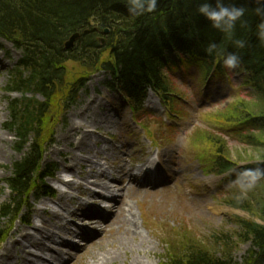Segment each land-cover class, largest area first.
Returning <instances> with one entry per match:
<instances>
[{"label": "trees", "instance_id": "obj_1", "mask_svg": "<svg viewBox=\"0 0 264 264\" xmlns=\"http://www.w3.org/2000/svg\"><path fill=\"white\" fill-rule=\"evenodd\" d=\"M225 2L248 10L243 17L246 26L238 22L234 33V39L247 41L244 49L234 47L199 14L203 0H157L153 11L140 15L129 13L127 0H0V39L22 51L8 91L22 98L9 103L6 125L15 134L20 157L4 180L10 198L0 205V221H18L32 196H55L48 179L58 167L44 162L54 142L53 131L46 127L52 121L49 112L61 109L60 117H65L96 72L110 77L108 84L122 93L134 117L146 113L144 102L152 90L167 116L174 118L181 114L176 100L180 92L168 84V70L175 59L198 63L207 75L223 73L229 78L217 53L236 52L242 59L239 69L247 74L242 82L247 89L214 110L208 118L214 128L196 131L192 142L202 145L195 146L202 151L198 159L210 173L230 177L239 165L224 135L232 133L261 153L251 170H264V43L256 35L260 18L252 0ZM77 32L81 35L75 46L65 49L66 41ZM212 42L219 47L209 55L206 48ZM227 202L250 218L236 217L234 233L215 232L202 240L181 233L175 242H165L168 249L159 264H264V176L253 185L232 190ZM9 233L10 229L0 227V246ZM240 244L249 248L237 260L234 253Z\"/></svg>", "mask_w": 264, "mask_h": 264}, {"label": "rangeland", "instance_id": "obj_2", "mask_svg": "<svg viewBox=\"0 0 264 264\" xmlns=\"http://www.w3.org/2000/svg\"><path fill=\"white\" fill-rule=\"evenodd\" d=\"M21 57V50L0 39V149L5 151L0 156V205L10 198V190L4 180L10 177L11 165L20 157L16 150L15 134L6 129V125L10 121L9 103L22 98L20 93L8 92L9 82ZM174 63L175 66L168 70V84L176 92H180L176 95V100L182 118L177 122L168 121L169 129L163 125L164 108L153 92H148L144 102L147 113H140L137 119H133L123 95L108 84L110 77L104 72H96L89 78L77 103L65 117H60L61 109L49 112L52 121L46 127L53 131L54 142L48 148L44 162L58 166L55 177L48 180L57 195L53 200L46 197L39 201L33 196L29 198L28 205L23 208L20 216L30 220L29 224H25L23 220L13 224L7 219L0 221L1 229L11 231L7 241L0 247V254L5 253L6 247L14 240L20 239L17 231L25 229L33 232L34 227L49 220L51 211H59L57 201L63 192L69 196L64 210L78 215L84 209L83 204L90 201L85 192L87 188L108 195L106 190L95 186V182L106 183L118 196L126 194L124 190L118 189L116 182L123 177V167L130 168L131 174L135 176L132 184H129V177L124 179L123 187L129 189L124 201L129 207L123 206V215L129 217L131 210L141 237L133 240L125 238L124 242V237H121L124 227L120 230L114 224L103 233L100 228L78 221L72 214L68 217L69 220L88 226L83 237L88 238L90 233L93 236L95 233V237L84 247L63 248L60 261L51 259L49 249L43 252L32 249L35 254L45 255L50 259L49 264H90L92 253L119 250L123 256L117 255L114 264H130L137 254L144 260V264H159L168 249L165 242H175L181 233L190 237L194 234L202 240L215 232L234 233L237 230L236 217L250 218L245 211L228 206L227 199L229 193L238 186L253 184L246 167L254 164L261 153L241 143L237 135L224 133L234 159L239 162L232 175L226 177L227 175H216L208 171L205 164L197 158L202 151H197L195 146L202 145L192 142L196 131L205 127L214 128L208 119L214 110L239 98L247 89L242 83L246 81L247 74L238 68L227 69L229 79L223 73L206 76L198 63L181 62L179 59H175ZM69 65L70 76H76L75 63L71 62ZM177 96L182 99L179 100ZM81 110L82 115H77ZM94 118L100 122L98 128L90 124ZM74 123L85 126L82 132L88 134L91 131L87 149L78 146L82 134L71 131ZM142 124L146 127L143 128ZM66 133H71L68 137L70 140H65ZM151 136H154V141L149 138ZM162 154L168 156L162 157ZM74 155L84 165H78V161L72 159ZM68 165L73 168L67 170ZM102 170H107L108 176L101 177ZM145 171L152 173L155 183H152L153 179L149 182V177L141 180ZM62 178L71 180V183L63 184ZM116 200L110 201L108 208H101L100 217L103 216V220ZM93 216L89 218H95ZM103 220H99V225ZM57 222L61 225L63 223L61 219ZM50 229L53 238L46 242V246L59 251L58 248L62 246L57 243L71 237L66 230L60 232L57 228ZM248 248V244H240L234 257L241 260ZM29 258L36 260L32 256Z\"/></svg>", "mask_w": 264, "mask_h": 264}, {"label": "bare ground", "instance_id": "obj_3", "mask_svg": "<svg viewBox=\"0 0 264 264\" xmlns=\"http://www.w3.org/2000/svg\"><path fill=\"white\" fill-rule=\"evenodd\" d=\"M82 113H83V110L78 111L77 115L80 116L82 115ZM90 124H94L96 128L100 126V122L97 121L95 118L91 120ZM111 126H114V125H111ZM84 127L85 126L83 125H76L74 123L71 125V131L75 132L76 134L81 132L82 136L78 141V146L82 148L84 147L87 149L88 143H89L88 138L91 135L89 133L91 131L88 134L85 132H82ZM69 136H71V133H66L65 137L67 138L65 140H70L68 138ZM1 139L2 138H0V141ZM2 154H5V151L0 149V156H2ZM164 156H168V154L166 155L162 154V157ZM72 159L78 161V165L80 166L84 165L83 161H80L75 155L72 157ZM71 168H73V166L72 167H70L69 165L67 166V170ZM100 173H101L100 174L101 177H104L105 175L108 176L107 170L105 171L102 170ZM121 173L123 174V177L116 180V182L119 186L118 189L124 190L127 194L129 189H126L125 187H123L124 179L129 177L130 179L129 184H132L133 181L135 180L134 178L135 176L131 174L130 168L123 167L121 170ZM61 180L65 181L64 184L71 183V180H66L64 178H62ZM94 185L100 187L101 189L106 190L108 195H111L114 200L117 199L111 212L108 214V216H106L104 220H103V216L100 218V215L102 213L101 211L102 207L100 206V203L104 199L105 195L101 194L95 189L87 188L85 192H87L90 198V201H87L86 203L83 204L84 209L82 210L81 214L78 215L76 213L74 214V216L81 222L89 223L95 228H100V231L103 233L104 231H106L108 228H110L114 224H117L120 230L122 229V227H124L125 231H123L124 233H122V236H121V237H124V239H122V241L124 242L128 238L133 240L135 238L141 237V233L139 231L137 221L132 215V212H130L131 210L129 211V217H125L123 215L124 213L123 206L127 205L129 207V204L124 201L126 194L124 193V194L119 195L120 199H118L119 197L118 194L113 192V190L110 187H108L106 183L95 182ZM68 197H69L68 194L63 193L62 196L58 199L57 202H59L61 207L65 208L66 206L65 201L66 199H68ZM97 204H99V207ZM60 206H58V208H60ZM90 210L96 213H93ZM88 211L90 212L88 213ZM67 214L69 215L70 212H68ZM93 215L95 216V218L89 219V217ZM61 217L62 215L60 212L52 211L49 220L46 222L42 221L40 225L33 228V232H28L25 229H21L17 231V233L20 236V239L14 240V242L11 243V245L6 247L5 253L0 254V264H16L18 261H19V264H38L39 262H42V263L50 262V259L46 258L45 255L41 256L39 254H35L34 250L32 249H35V251H40V252L47 251V249H49V251L52 253L51 259H55V261H60V259L62 258L63 248H68L70 247L71 244L68 241L67 242L63 241L61 245L62 247L60 246L61 248H58L60 250L55 251V250H50V247L48 248L46 246V242H49L53 238V235L51 234L53 232L50 229L51 227L57 228V230L60 232H63L65 230L67 231V233L69 232V228L66 225L58 224L57 220L59 221ZM99 219L103 220L101 225H99L101 223ZM87 227H88L87 225L78 226L79 231L81 233H85V231L87 230ZM99 252L100 253H92V256L90 257V264H114L117 258V255L123 256V254L119 253V250L115 252L113 251H99ZM29 256L34 257L36 260L34 259L31 260ZM136 256L137 257L132 258V260L130 261V264H144V260H142L140 256H138V254Z\"/></svg>", "mask_w": 264, "mask_h": 264}, {"label": "clouds", "instance_id": "obj_4", "mask_svg": "<svg viewBox=\"0 0 264 264\" xmlns=\"http://www.w3.org/2000/svg\"><path fill=\"white\" fill-rule=\"evenodd\" d=\"M256 5L254 12L260 18V22L256 26L257 39L264 43V0H252ZM157 0H127L128 11L131 15H140L146 11H153L156 8ZM248 10L238 5L236 2L226 3L225 0H203L200 4L198 12L211 26L221 32L227 39L232 41L237 49H244L247 41L243 39H234V33L239 22L241 27L246 26V21L243 20ZM218 44L215 42L209 43L206 52L211 55L218 50ZM222 55V64L226 69L236 70L240 68L242 59L236 52L217 53ZM253 182L264 176V170L258 168L250 170Z\"/></svg>", "mask_w": 264, "mask_h": 264}, {"label": "water", "instance_id": "obj_5", "mask_svg": "<svg viewBox=\"0 0 264 264\" xmlns=\"http://www.w3.org/2000/svg\"><path fill=\"white\" fill-rule=\"evenodd\" d=\"M109 29H106L105 33H108ZM80 33H74L72 36L69 37V39L65 43V49H72L75 46L76 41L80 38ZM102 43H104V40L102 39Z\"/></svg>", "mask_w": 264, "mask_h": 264}]
</instances>
